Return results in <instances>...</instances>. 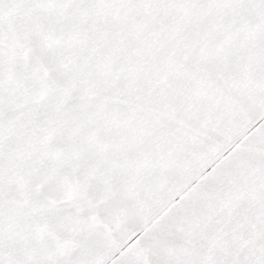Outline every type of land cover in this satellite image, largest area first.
<instances>
[{"label": "snow or ice", "instance_id": "6c2138e0", "mask_svg": "<svg viewBox=\"0 0 264 264\" xmlns=\"http://www.w3.org/2000/svg\"><path fill=\"white\" fill-rule=\"evenodd\" d=\"M0 264H264V0H0Z\"/></svg>", "mask_w": 264, "mask_h": 264}]
</instances>
